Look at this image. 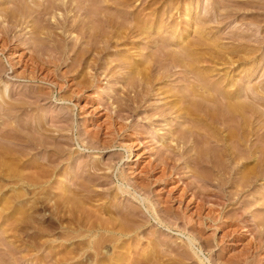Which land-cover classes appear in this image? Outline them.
Wrapping results in <instances>:
<instances>
[{"label":"bare ground","instance_id":"6f19581e","mask_svg":"<svg viewBox=\"0 0 264 264\" xmlns=\"http://www.w3.org/2000/svg\"><path fill=\"white\" fill-rule=\"evenodd\" d=\"M9 1L0 3V15L1 18L4 17L5 20L12 21L13 27L0 26V45L2 47L0 51L16 49L18 43L16 41V44L12 43V39L18 37L14 33L15 26L24 22L27 24L29 19L33 20V25L29 30L33 37H29V44L26 47L28 58L25 60L23 57L21 61L17 59L18 61L15 62L8 51L5 58L8 67L13 69V72L16 71L15 75L12 73L16 79L39 81L43 84L42 86L46 87L28 86L24 91L21 90L22 93H15L4 85L5 81H2L1 77L3 69L0 66V84L4 83L0 86V173L8 176L14 185L19 184L20 187L25 185L36 190V195H38L36 203L45 194L44 200L47 202L53 201L55 205L63 204L64 206L58 205V207H65L71 213H80V217L73 216V218H69V221L66 220L64 227L60 225V223H65L64 218L57 216L59 218L57 225L61 226L60 229H57L58 233L52 232L55 230L53 224V227H44L43 215L38 213L35 218V226L33 225L36 250L47 247L49 254L54 253L53 255L56 257L52 256L55 258L53 262L51 261L52 264H62L63 261L65 262L71 257L73 259L74 255L86 251L95 252L93 254L95 264H124L123 257L117 256V253L116 256L114 255V249L125 247L128 251L131 246L139 243L151 218H153L157 226L179 233H188L187 241L185 245L175 247L168 242L160 243L158 237L160 232L154 229L147 234L149 238L145 243L147 246L137 251L135 255L138 256H133V264L148 263L153 258L156 263L158 262L156 259L161 261L157 255L162 251L156 247V244L171 246L182 260L193 253L200 260H197V263L205 264L203 259L201 260V256L199 257L203 247L196 244L198 239L193 235L192 230L197 227L198 233L204 232V225L206 226L207 223L215 224L221 230L225 225L226 218L224 220V216L230 213L227 210V214H225V206L238 203L248 188H252L259 179H264V145L260 147L257 145L258 143L255 144L256 142L250 144L252 137H255L257 141H263L261 144L264 143V108H261L264 106V81L261 84H249L247 87L234 81L237 71L240 74L244 71L245 75L241 78L246 77L248 81L249 78L256 79L258 77L257 68L260 66V61L257 58L262 52L264 43L262 30L240 28L238 31L225 33L227 38L237 42L232 47L226 48L219 42L220 37L217 35L216 38L209 37L210 33L207 31L210 29H208L209 27L205 28L208 26V22L213 20L212 15L204 14L203 17L195 19V38L191 36L190 39V34H187L189 30L187 31L183 27V29L179 28L177 34H170V32V35H167L168 31L167 34L164 33L166 31L150 32L152 20L149 17L152 18L156 14L151 11L153 6L150 8L151 13L147 12L148 4V9L145 8V4H143L144 9L141 8V10L134 6L137 3L140 5L144 0H131L134 1V5L130 0ZM226 1L229 3L228 7L238 3L242 6L243 3L235 2V0ZM194 7L191 1L184 2L179 13L182 24L188 26L194 20L190 12ZM236 8L228 9L231 17L236 14ZM58 9L60 16L55 13L53 15L51 11ZM50 12L53 21L48 18ZM158 12L160 11L158 10ZM256 19L258 18L256 17ZM161 24L157 22L155 27L160 28ZM164 26V30L168 28L166 24ZM170 26H173V23H170ZM217 34L219 35V33ZM121 46L123 49L120 48ZM250 46L253 49H251L252 47L248 49ZM150 47L152 49H149L150 53H148L149 51L145 53L144 50ZM113 52L121 55L116 54L117 58L107 61L104 56ZM102 60H106V62ZM19 62L20 66H18ZM201 63L202 65H200ZM251 63L256 64L255 67H246ZM17 67L22 70L17 72ZM116 68L119 70L117 71ZM239 73L237 74L239 75ZM213 76H218L220 80H211ZM107 77L121 84L122 95L118 94V91L106 89V91L108 90L106 92L108 99H103L106 101L103 106L101 104L104 101L98 102L101 105L98 107H103V114H106L107 118L102 123L95 122V125L91 126L92 128L89 130L87 126V132L86 129L85 132L77 129L80 137L83 136V133L86 135L87 140L83 141L80 138L79 146L83 150L95 153L104 150L112 151L114 148L120 147L132 152L136 150L133 143L130 144V141L128 144L126 141L131 135L138 134L139 137V134H145L148 129L146 130V126L143 127L144 123H150V128L154 130L153 119L168 115V117L173 115L171 120L175 119V122L172 120L174 123L171 121V125H168L171 128L174 126V134L171 129L168 132L174 136L171 137V134L166 135V133L164 136L163 133V136L158 139L163 147L162 150L161 146L157 148L161 151L155 159V161L158 160L155 166L157 165L161 171L159 177H154L155 180L152 178L158 171L154 170L155 166L150 168V164L147 167L149 169L141 170L140 174H135V181L133 184H129L132 186L129 189L128 185L127 187L125 185V183H129L127 174L132 175L133 172L126 173L125 170L120 169L116 174V180L125 187L116 186L115 193H113L112 187L99 191L94 190V186L98 187L109 183L108 172H113L116 160H121L119 158L121 153L117 155L119 157H115L116 162L114 157L110 158L104 168L100 167L102 162L100 160L93 161L92 164L86 160L79 162L77 159V162L75 158L71 157L74 151L63 144L65 136H67L64 132L65 127L71 131V134L73 133L74 113L72 112L74 108L69 105L65 107V111H59L56 109L58 107L46 106L51 100L60 103H70L71 101L77 103L88 97L87 93H84L86 88L93 89L90 94L93 97H89L88 101L94 99L96 101L98 98L99 101H102L100 96L102 92L98 91V89L100 90L99 82L101 79L106 80ZM184 81L187 82L185 86H183ZM173 82H179L180 85H173ZM232 87L234 89H230ZM120 88L117 87V90ZM241 90H245V96L242 95V92L240 93ZM153 97L156 98L155 100H165V102L151 105L148 100ZM76 103L74 106H76L78 114L83 116L81 123L83 124L86 122L84 115L87 113L85 114L86 110L80 106L81 103L78 106ZM146 103L151 105L150 110L147 109L149 105ZM182 118L187 124L183 122L186 125L185 128L180 125V121H176V119ZM163 121L167 120L164 118ZM165 128L168 127L165 126ZM165 128L162 130L165 131ZM262 130L263 132L259 133ZM160 133L162 134V131ZM138 137L135 138V141L138 140L137 144L139 145L142 141H139ZM165 141H169V143L164 144ZM187 144H189L187 147L189 150L184 149ZM33 154H41L40 158L42 159L33 158ZM250 159L255 160L256 164L248 166ZM137 160L134 158L133 161ZM185 163L186 165L183 167L182 164ZM63 164L67 166L63 168ZM189 164H192L190 169ZM70 169L72 172L69 171ZM102 170L106 172L104 171V173ZM189 176L195 178L194 182L189 183L186 180V178L189 179ZM68 179L71 183L73 182L72 187L69 186L70 188L62 184ZM162 181L164 187H167V184H175V186L170 185L172 188L168 187L166 192H161L164 189L157 190V187ZM59 183L61 185L57 187ZM209 185L215 186L218 191L208 189ZM233 185L235 191L233 190L232 193L228 188ZM45 189H53L55 192L47 194L44 192ZM259 190L255 192V195L253 194V199L255 202L261 200V204L254 201L248 203L246 200L248 205L245 204L246 206L242 207L246 212L253 202L256 205H261L262 207L256 206L253 210L251 209L253 212L250 215L252 216L256 215L259 210L264 211V189ZM164 193L166 196L162 197L161 195ZM106 194L107 196L110 194V198L106 197ZM127 195L132 197V199L129 197L131 202L121 205L118 199ZM151 196L158 198V205L153 202ZM109 199L113 203L108 205ZM134 200L144 205L148 216L144 215L141 208L134 204L136 202ZM241 200L244 201V199ZM173 203H179L178 206H181L173 209ZM86 204L89 205L88 208H86ZM192 207L198 214L199 219L197 220L199 221L193 222L192 214L194 213H188V209ZM205 211L206 213H204ZM235 212L234 215L240 217V222L238 221L241 223L240 230L242 229L244 234H249L250 238L244 244L242 251L229 258L227 263L264 264V214H260L257 221L254 220L257 225L253 227L255 222H251L253 219L249 218V213L244 215L245 213H241L240 210ZM231 216L233 217V215ZM70 217L72 216L70 215ZM177 221L182 222V228H179ZM196 224L197 226H195ZM2 226L4 227L3 224ZM2 226H0V230L5 237L9 231ZM227 232L226 234L222 233L224 234L223 239L227 240L230 236L232 240L239 239V233L228 237ZM201 234L199 233L200 236ZM244 234L240 237L243 238ZM221 238L219 239L221 240ZM218 240L215 237L204 239L209 246H213ZM103 242L110 243L111 253H109L108 247H103ZM6 245L3 244L6 247L5 254L7 253V256L9 254V257L14 256L18 260L15 251L17 248L13 250L11 245H9L11 248L8 243ZM22 250L19 252L22 253ZM27 250L29 249L27 248ZM131 251L133 250L131 249ZM177 254H175L176 257ZM250 255L252 259H249ZM1 261L4 262L0 259V264H2ZM155 261L153 259L152 262ZM165 264L176 263L167 261Z\"/></svg>","mask_w":264,"mask_h":264},{"label":"rangeland","instance_id":"374dc122","mask_svg":"<svg viewBox=\"0 0 264 264\" xmlns=\"http://www.w3.org/2000/svg\"><path fill=\"white\" fill-rule=\"evenodd\" d=\"M1 2L0 3H2V2H4V1H6L7 2V0H0ZM9 1V0H8ZM12 2L14 1V0H11ZM131 1V0H130ZM185 1H191L192 3H193V5L196 7H194L193 9H191L190 10V12L192 13V19H194L192 22H190L189 23V25L187 26V25H185V24H182V22H181V19H180V17H179V13H180V10L183 8V4H184V2ZM216 1V2H215ZM226 0H144V1H142L141 2V4L140 5H138V3L136 4V5H134L133 4V2L134 1H131L132 2V4L134 5V6H137V7H139L138 9L139 10H141V8L142 9H144V7L146 8V9H148L147 10V12H149L150 11V8H151V11L153 12V13H156V14H154V16L151 18V17H149V19H151V20H149V21H151L150 22V26H151V29H149V31L150 32H162V31H166V32H164V33H166L167 34V31H168V34L167 35H170V34H177L178 33V31L180 30L179 28H184L185 30H189V33H187V34H190L189 36V38L191 39V36L193 37V38H195L194 37V34L196 35V33H194V29H195V26H196V24L194 23V21H195V19H197V17H200V16H204V14L206 15H212L211 17L213 18V20H214V18H215V20H214V22H213V20L212 21H210V22H208V26L206 27L205 26V28H208V29H210L209 31H207L208 33H210L209 35V37H213V38H216L215 36L217 35L218 37H220V39H219V42L221 43V45L223 46V47H226V48H230V47H232L233 46V44L234 43H237V42H235V41H233L232 39H230V38H227L226 37V35H225V33H228V32H231V31H238V30H240V28H242V29H244V30H248V29H251V30H256V29H258V30H262V33H264L263 32V25H264V0H235V2H240L241 1V3H242V6L241 5H238V4H236V5H233V6H229L228 7V1H226ZM10 2V1H9ZM145 2V3H144ZM147 2V3H146ZM164 2V3H163ZM171 2V3H170ZM208 2V3H207ZM214 2V3H213ZM255 2H257V3H255ZM260 2V3H259ZM216 3V5H214ZM143 4H145V6L143 5ZM149 5V7L147 8V6ZM170 4V5H169ZM7 5H10V4H7ZM218 5V6H217ZM221 5V6H220ZM171 7V8H170ZM200 7V8H199ZM236 8L235 10H237V12H236V14H234V15H232V17H231V15L228 13V11L230 10L229 8ZM242 7V8H241ZM160 8V9H159ZM238 8H239V10H238ZM131 9V8H130ZM137 9V10H138ZM160 11V12H158V10ZM169 10V12H168V10ZM219 9V10H218ZM229 9V10H228ZM242 9V10H241ZM259 9V10H258ZM155 12H154V11ZM213 10V11H212ZM227 10V11H226ZM151 11H150V13H151ZM165 11V12H164ZM167 11V12H166ZM224 11V12H223ZM52 12V14L54 15V13H55V15H57V16H60L59 14H58V12L60 13V10L58 9L57 11L56 10H53V11H51ZM51 12H50V16L49 15H46V16H49L48 18L50 19V20H54L53 18H52V14H51ZM61 12H63L62 10H61ZM162 12V13H161ZM158 13V14H157ZM159 13H161L160 15H159ZM172 13V14H171ZM229 15H228V14ZM259 13V14H258ZM169 14V15H168ZM225 14H227V15H225ZM257 14V15H256ZM159 15V16H158ZM225 15V16H224ZM256 15V16H255ZM156 16V17H155ZM161 16V17H160ZM218 16V17H217ZM220 16H221V18H220ZM262 16V17H261ZM2 16L0 15V26L1 27H3V26H12L13 27V24H12V21H9L8 19L7 20H5L4 19V17L3 18H1ZM51 17V18H50ZM225 17H227L226 19H225ZM231 17V18H230ZM253 17H255L254 19H255V21H253L254 19H253ZM256 17L258 18V19H256ZM47 18V17H46ZM160 18V19H159ZM216 18H218V20H216ZM249 18V19H248ZM252 18V19H251ZM156 19V20H155ZM175 19V20H174ZM224 19V20H223ZM260 19V20H259ZM30 20V21H29ZM28 20V22L29 23H27L26 24V22H24V23H20L19 25H17V26H15V28L16 29H14V33H15V35H17L18 37L17 38H13L12 39V43L13 42H17L18 44V46L16 47V49H14V50H10V51H8V49H6V51H0V66L2 67V69L5 71H3L2 70V72H1V77H2V81H5L4 83H2V84H4V85H6L9 89H11V90H13V91H15V93H22V91L21 90H23L24 91V89L26 88V87H28V86H34V88H36V87H41L43 84H41L39 81H28V80H23V79H16L15 77H14V75H15V73H16V71H14L13 72V69H11L10 67H8V64H7V62H6V58H5V55L6 54H8V53H10V55H12L11 57L13 58V60L16 62V61H18L19 59V61H21V59L24 57V59L26 58H28V53H27V46H28V41H29V37H31L33 34H31L30 33V28H31V25H33V20H31V19H29ZM220 20V21H219ZM248 20V21H247ZM256 20H258V21H256ZM9 21V22H8ZM166 21V22H165ZM172 21H174V22H172ZM157 22H159V23H162L161 24V26H160V28H156L155 26H156V23ZM168 23V24H167ZM170 23H173V26H170ZM178 25H176V24ZM210 23V24H209ZM215 23V24H214ZM251 23V24H250ZM258 23V24H257ZM166 24V26L168 27V28H165V30H164V25ZM160 25V24H159ZM158 25V26H159ZM169 25V26H168ZM207 25V24H206ZM164 26V27H163ZM181 26V27H180ZM187 28H186V27ZM215 26V27H214ZM263 28H262V27ZM163 27V28H162ZM69 28V27H68ZM67 28V29H68ZM182 28V29H183ZM213 28V29H212ZM262 28V29H261ZM153 29H155V30H153ZM193 29V30H192ZM241 29V30H242ZM159 30V31H158ZM191 30V31H190ZM207 30V29H206ZM67 31V30H66ZM69 31V30H68ZM70 32V31H69ZM171 32V33H170ZM170 33V34H169ZM212 33V34H211ZM215 33V34H214ZM217 33H219V35L217 34ZM224 34V35H223ZM33 37V36H32ZM23 40V41H22ZM27 40V41H26ZM170 40V39H169ZM16 42H15V44H16ZM22 44H21V43ZM1 43V42H0ZM20 43V44H19ZM27 43V44H26ZM149 44V43H148ZM226 45V46H225ZM252 46H250L248 49H250ZM121 49H123V47L121 46L120 47ZM0 49H2V47H1V45H0ZM152 50L151 49V47L150 48H147V50H144V52L145 53H147L148 51V53H150V50ZM251 49H253V47L251 48ZM7 51H8V53H7ZM11 51H13V52H11ZM22 51V52H21ZM113 51H115V50H113ZM120 53H121V51H119ZM15 53V54H14ZM23 53V54H22ZM27 53V54H26ZM120 53H118L117 54V52H113L112 54H106L105 56H104V58H106L107 59V61H108V59L109 60H111V59H114V58H117L118 56H120L121 54ZM14 54V55H13ZM116 54L118 55V56H116ZM120 54V55H119ZM19 55V56H18ZM112 55V56H111ZM114 55V56H113ZM21 56V57H20ZM111 56V57H110ZM208 56V55H207ZM103 58V59H104ZM18 59V60H17ZM25 59V60H26ZM257 59H259V61H260V66L257 68V70H258V77L255 79V78H249V81L246 79V77L245 78H241V77H243L244 75H245V73H244V71L240 74L238 71L234 74L235 75V78H234V81H235V83H240V85H244L245 87H247V86H249V84L250 85H255L256 83H259V84H261V82H263L264 81V43H263V47H262V52H260V55L258 56V58ZM103 62H106V60H102ZM258 61V60H257ZM21 65V63L19 62V64H18V66H20ZM200 65H202V63L200 64ZM254 65H256V64H254V63H251V64H249L248 66H246V67H255ZM4 66V67H3ZM18 69H17V72H20L21 70H22V68H19V67H17ZM249 68V69H250ZM117 69V71L119 70V68H116ZM115 69V70H116ZM122 71H124V70H122ZM122 71H120V72H122ZM126 71V70H125ZM14 75H13V74ZM123 74H124V72H122ZM237 73H239V75L237 74ZM237 77V78H236ZM215 78V79H214ZM248 78V77H247ZM5 79V80H4ZM216 79H219L220 80V78L218 77V76H213V79L211 78V80H213V81H216ZM113 81V79L112 78H106V80L105 79H101V81L99 82V87L98 88H100V90L98 89V91H100V92H102V94L100 95L101 96V100L102 101H99L100 99L98 98L96 101H95V99L94 100H91V101H88V98L89 97H93V95H91L90 96V94H91V91L93 90H90V88H86L85 89V91H84V93L86 94V95H88V97L87 98H84V99H81V101H78L77 103H76V101H71L70 103H64V102H62V103H60V102H57V101H55V100H51V102H49V103H47V105L46 106H51V107H53V106H55V107H58V108H56L57 110H59V111H65L66 110V108L65 107H67V106H69L70 105V107H73L74 109H73V112L72 113H74V129H73V133L71 134V131L70 130H68V128H66L65 127V129H64V132H65V134L67 135V136H65V141H64V145L67 147V148H69V149H71V151H74V152H72V153H74L73 155H71V157H73V158H75L76 159V161L78 162V160H79V162H81V161H87V162H91V164H92V162L94 161H96V160H100V167L101 168H104V167H106L107 165L106 164H108L109 163V159L111 158L112 159V157H114V161L116 160V158L115 157H119V158H121V160L120 159H117L115 162H116V165H115V168H114V170H113V172H111V173H109L108 172V174H109V176H108V181H109V183H107V184H105V185H102V186H94V190L96 189V190H104V189H106V188H108V187H112L113 188V193H115L114 191L116 190V186H119V185H121L122 186V184H120V182H118L117 180H116V174H118V172L120 171V169L121 170H125L126 171V173H129L128 171H130V172H133V174L131 175V174H127V175H129L128 176V181H129V183H125V185H126V187H127V185H128V188L129 189H131V185H129V184H133L134 183V181H135V174L137 175V174H140L139 173V171H141V170H144V169H149V168H147V167H149L148 165H150V168H154V166H155V164H157V161L158 160H156L155 161V159H157L156 158V156L158 157L159 155H160V151L163 149V147H162V145H161V142H158V139H159V137H161V136H163V133H164V136H165V133H166V135L167 134H171V133H168V132H170V129H171V131L173 132V129H174V126L171 128V127H169L170 125H171V123L174 121L175 122V119L172 121L170 118H172L173 117V115H172V117H168V116H166V117H158V118H155L156 120H154L153 118V120L152 121H154V123H152L153 125V127H155L154 128V130L152 129V128H150V123H148V122H146V123H144V128H145V126H146V133L144 134V133H141V134H139V137H138V134L135 136H132L131 135V137L126 141L128 144L130 143V141H131V143L130 144H132L133 145V147L136 149V150H133L132 152H129V151H127V150H125V149H122V148H120V147H116V148H114V150H112V151H109V150H104V151H100V152H89L88 153V151H85V150H83L82 149V147H80L79 145L81 144V140H80V138L84 141V139H86V135H84L85 133H83V136H79V133L77 132V129H80V130H83V132H85V129H86V127H87V129L89 130V129H91L95 124V122H100V123H102V121H104L107 117H106V114H103V107H98V106H103V104L106 102L105 100H107L108 99V95L106 94V92L109 90V91H111V90H114V91H118L117 93L118 94H120V95H122V87L120 88V86H121V84H119V82H117L116 83V81ZM219 80H217V81H219ZM239 80V81H238ZM246 80V81H245ZM64 81V80H63ZM182 82V81H181ZM7 83V84H6ZM69 83H71V82H69ZM72 83H74V82H72ZM111 83V84H110ZM183 83H185V81L183 82ZM183 83H181V84H183ZM2 84H0V86H2ZM110 84V85H109ZM180 85V83L178 82H173V85ZM9 85V86H8ZM185 85H187V82L183 85V86H185ZM258 85V84H257ZM42 87H46L45 85L44 86H42ZM102 87V88H101ZM117 87L118 88H120V89H118L117 90ZM114 88H116V89H114ZM102 89V90H101ZM105 89V90H104ZM106 89H108L107 91H106ZM230 89H234L233 87L232 88H230ZM104 91V92H103ZM242 92V95L243 96H245V94L244 93H246L245 92V90H241L240 91V93ZM106 95H105V94ZM105 96H104V95ZM242 98H244V97H242ZM103 99H105V100H103ZM156 98H151L150 100H148V103L149 104H151V105H154V103L155 104H158V103H164L165 102V100L163 101V100H161V101H158V100H155ZM85 101V102H84ZM104 101V102H103ZM155 101H157V102H155ZM163 101V102H162ZM73 102V103H72ZM87 102V103H86ZM89 102V103H88ZM100 102H103L101 105L99 104ZM56 103V104H55ZM75 103H76V105L78 106L80 103H81V107L82 108H84L85 110H86V112H85V114L87 113L88 114V112H90L88 115L86 114V115H84V118H86V122H84L83 124H81L82 122H83V116L82 115H80V114H78V110H77V108H76V106H74L75 105ZM115 103V102H114ZM82 104H84V105H82ZM89 104H93L92 106L90 105L89 106ZM95 104V105H94ZM99 104V105H98ZM149 104H147L146 103V105H149ZM106 105V104H105ZM115 105V104H114ZM113 105V106H114ZM151 105H149L148 107H147V109L148 110H150V108H151ZM64 106V107H63ZM97 107V109H95L96 107ZM62 107V108H61ZM86 107V108H85ZM92 108L94 109L93 111H92ZM262 109L264 108V106L263 107H261ZM65 109V110H64ZM90 109V110H89ZM102 111V112H100V111ZM264 110V109H263ZM70 111V110H69ZM93 113H92V112ZM100 112V113H99ZM92 113V114H91ZM93 115H95V116H93ZM98 117H97V116ZM105 115V116H104ZM90 117V118H89ZM92 117V118H91ZM98 118V119H97ZM165 118L167 121H163V119ZM90 119V120H89ZM96 119H97V121H96ZM93 120V121H92ZM101 120V121H100ZM169 120H170V123H169ZM183 120V118L182 119H176V121H180V125H182V127H184V126H186L187 124H186V121H182ZM172 121V122H171ZM98 122V123H99ZM166 122V123H165ZM173 122V123H174ZM186 124H184V123ZM158 123V124H157ZM61 124H63V123H61ZM64 124H66V123H64ZM81 124V125H80ZM184 124V125H183ZM167 126L168 128L166 129L165 128V126ZM169 125V126H168ZM92 126V127H91ZM163 126V127H162ZM78 127V128H77ZM85 127V128H84ZM161 128V129H160ZM162 128H165V131H163L162 130ZM181 128V127H180ZM185 128V127H184ZM86 129V132L88 131ZM139 129V128H138ZM156 129V130H155ZM169 129V130H168ZM182 129V128H181ZM205 129V128H204ZM168 130V131H167ZM158 131H162V134L160 133V132H158ZM80 132H82V131H80ZM174 132H175V130H174ZM174 132H173V134H174ZM261 132H263V130L262 131H260L259 133H261ZM203 133V132H202ZM161 134V135H160ZM173 134H171L170 136L171 137H173L174 135ZM160 135V136H159ZM141 136V137H140ZM170 136L168 135V138H170ZM136 137H138V139H139V141L141 140L142 142L138 145L137 143H138V140H136L135 141V138ZM167 137V136H166ZM172 139V138H171ZM252 139V143L250 142V144H254L255 142V144H257V145H260V147H262L263 145H264V143L263 144H261V142H263V141H257L256 139H255V137H252L251 138ZM87 140V139H86ZM85 140V141H86ZM160 141V140H159ZM66 142V143H65ZM260 142V143H259ZM168 144L169 143V141H165L164 142V144ZM188 145L189 144H187V146L185 147L184 146V149H187V150H189V148H187L188 147ZM159 146V147H158ZM160 146H161V148H160ZM157 148H160L161 150H159V149H157ZM119 153H121V154H119ZM97 156H96V155ZM119 154V156H117ZM157 154H159V155H157ZM40 155L41 154H33V158L34 157H38V158H40ZM77 155V156H76ZM81 155V156H80ZM122 155V156H121ZM135 155H137V156H135ZM42 157V156H41ZM100 157V158H99ZM134 158H137L138 160L137 161H133L134 160ZM40 159H42V158H40ZM78 159V160H77ZM119 160V161H118ZM106 162H108V163H106ZM115 162H113V163H115ZM106 163V164H105ZM256 164V161L255 160H253V159H250L249 160V163H248V166H253V165H255ZM62 165V164H61ZM65 165V166H64ZM186 165V163L185 164H182V166L184 167ZM192 165V164H191ZM190 164H189V169L191 168L190 166H191ZM67 165L66 164H63V168H65ZM157 166V165H156ZM155 166V168H154V170H156V171H158L154 176H152V178L155 180V178H158L159 177V175H160V168H158V166L156 167ZM72 170H73V168H71ZM69 170V171H71L72 172V170ZM183 170L182 171H184V168H182ZM21 170V169H20ZM23 170V169H22ZM134 170H135V172H134ZM103 172L105 171V170H102ZM106 172V171H105ZM104 172V173H105ZM102 175H103V173H102ZM157 176V177H156ZM175 176H177V175H175ZM131 177H133V179H131ZM155 177V178H154ZM194 177L192 176H189V179L188 178H186V180H188L189 181V183H191V182H194ZM68 181V182H67ZM66 182H63L62 184L63 185H66L68 188H70L69 186H71V185H73V182L71 183V181L68 179ZM127 181V182H128ZM187 181V182H188ZM0 185H2V186H0V208L2 209L1 211H0V226H2V224L4 225V227H5V229H7L8 231H9V233L7 232L6 233V235H5V237H4V235H2V232H1V230H0V235L2 236H0V259L1 260H4V262L3 261H1L2 262V264L4 263V264H9V263H11V264H52L51 263V261L53 262L54 260H55V258L54 257H56V256H54L53 254L54 253H52V255H51V253L49 254L48 252H49V250L47 249V247L46 248H40L39 250H36L37 248H35L36 247V240H35V233H34V229H33V227L35 226V218H36V215L38 214V213H40V214H42L43 215V219H44V223H43V225H44V227H48V226H51V227H53V225H54V228L53 229H55L54 231H52L53 233L54 232H56V233H58V231L59 230H57V229H60V227L62 226V227H64V226H66V220H70L69 218H73V216H78V217H80L79 216V214H77L76 212L75 213H71V212H68L67 211V209L65 210L63 207H60V206H64L63 204L61 205V204H56L55 205V203L53 202V201H51V202H47L46 200H44V197L46 196L45 194L43 195V196H41L42 198L41 199H39L38 200V203L40 202V204H38V203H36V198H38L37 196L38 195H36L37 193H36V190H34V189H32V187H27V186H19V184H15L14 185V183H13V181L8 177V176H6L5 174H1L0 173ZM13 184H12V183ZM66 183V184H65ZM70 184V185H69ZM61 184L59 183V185L57 186V187H59ZM156 185H158V184H156ZM155 185V186H156ZM168 185V186H167ZM166 186L167 187H164V182L162 181V182H160L159 183V186L157 187V190H159V189H164V190H162L161 192H163V191H165L166 192V189L169 187H171V186H175V184H167ZM171 185V186H170ZM163 186V187H162ZM255 186V187H254ZM252 188H248L247 189V191H245L243 194V196L240 198V200L238 201V203L236 202L235 204L234 203H232V204H228L227 206H225V208H224V212H225V214H227L226 213V211L228 210V212H230L229 214H227V215H225L224 216V220H225V218H226V220L224 221L225 222V225H224V227L220 230V229H218L216 226H215V224H210V223H207V224H209V225H207L206 224V226L204 225V227H205V229H204V232H202V231H200L199 233L201 234V236L199 235V233H198V229H197V227H195V229H193L192 231V233H193V235L196 237V239H198L197 240V242H196V244L197 245H199V247H203L202 248V253H199V257L201 258V260L203 259V261H204V263L205 264H228L227 263V261H228V259L229 258H231V257H233V256H235V254L237 255V253H240V251H242V249H243V246H245L244 244H246L247 242H248V240H249V234H244V231L241 229L240 230V225H241V223H239L240 222V217H237V216H235L234 214L236 213L235 211H239L240 210V212L241 213H245L244 215H246V214H248L249 213V215H250V213L252 214V212L253 211H251V209L253 210L254 208H256V206H258V208L259 207H262L261 205H259V204H255V203H257L259 200H257V202H255L254 201V195H255V192H257V191H260L259 189H264V179H259L257 182H256V184L254 185ZM72 187V186H71ZM105 187V188H104ZM122 187H125L124 185L122 186ZM115 188V189H114ZM172 188V187H171ZM211 189V190H213V191H218V189L215 187V186H213V185H209L208 186V189ZM93 189V188H92ZM254 189V190H253ZM50 190V191H49ZM228 190H231V192L233 193L234 191H235V186L233 185V186H230L229 188H228ZM234 190V191H233ZM10 191H11V193H10ZM48 191V192H47ZM21 192V193H20ZM44 192L45 193H50L51 192V194L52 193H54L55 191L53 190V189H45L44 190ZM69 192V191H68ZM10 193V194H9ZM8 194V195H7ZM69 194H71L70 192H69ZM254 194V195H253ZM36 195V196H35ZM152 195V194H151ZM24 196V197H23ZM106 197H108V198H110V194H108V196H107V194L105 195ZM162 197H165L166 196V193H164V194H162L161 195ZM245 196V197H244ZM251 196V197H250ZM8 197V198H7ZM40 197V196H39ZM129 197H131V196H122L121 198H119L117 201L122 205L123 203H128V202H131V200H130V198ZM250 197V198H249ZM6 198V199H5ZM107 198V199H108ZM131 199H132V197H131ZM151 199L153 200V202L156 204V205H158L159 203H158V198L156 197V196H151ZM241 199H244V201H245V203H243L244 201L243 200H241ZM252 199V200H251ZM246 200L248 201V203H250V202H252V201H254L253 203H254V205H253V203L252 204H250L251 205V207H248L247 209H246V212H245V210H244V208H242L245 204H247L246 203ZM109 203H108V205L109 204H111V203H113V201H111V199H109ZM134 201H136V200H134ZM250 201V202H249ZM7 202V203H6ZM43 202V203H42ZM5 203V204H4ZM48 203H49V205H48ZM51 203V204H50ZM258 203H260L261 204V200H260V202H258ZM54 204V205H53ZM134 204L135 205H137V206H139L140 208H141V210L143 211V213H144V215H149L148 214V212L145 210V207H144V205L143 204H141L140 202L138 203V201H136V202H134ZM174 205H172V206H174V208L173 209H176V207L178 206V204L179 203H173ZM7 205V206H6ZM39 205V206H38ZM51 205V206H50ZM58 205H60L59 207H58ZM120 205V206H121ZM161 205V204H160ZM159 205V207H161ZM248 205V204H247ZM253 205V206H252ZM55 206V207H54ZM87 206V207H86ZM86 208H88V206L89 205H87L86 204ZM181 205H179L178 207H180ZM246 206V205H245ZM244 206V207H245ZM58 207V208H57ZM54 208V209H53ZM144 208V209H143ZM193 209V210H192ZM235 209V210H234ZM58 210V211H57ZM242 210H243V212H242ZM56 213H55V212ZM234 211V212H233ZM260 211V212H259ZM257 213H256V215H250V219L252 218L253 220L251 221V222H253L254 220H256L257 221V219L262 215V214H264L263 212L264 211H261V210H259ZM49 214H48V213ZM191 212L192 213H194V214H192L193 215V219H194V221L193 222H195L197 219H199L198 218V214L195 212V209L192 207V208H189L188 209V213H190L191 214ZM59 213V214H58ZM62 213V214H61ZM71 213V214H70ZM204 213H206V211L204 212ZM259 213V214H258ZM57 214V215H56ZM64 214V215H63ZM73 214V215H72ZM74 214H76V215H74ZM261 214V215H260ZM15 215V216H14ZM70 215L72 216V217H70ZM189 215V214H188ZM231 215H233V217L231 216ZM17 216V217H16ZM51 216V217H50ZM60 218H64V220L63 221H65V223L63 222L62 224L60 223V225L61 226H59V225H57V224H59L58 223V217ZM5 217V218H4ZM256 219H255V218ZM231 218V219H230ZM237 218V219H236ZM50 219V220H49ZM9 220V221H8ZM54 220H56V221H54ZM155 219H153V218H151V221H150V223H149V225L147 226V228H146V232L143 234V236L140 238V240H139V243H137V244H134L133 246H131L129 249H128V251H126L127 249H125V247H122L121 249H114L115 251H114V255L116 256V253H117V256H120V257H123V259L125 260V261H123V263L125 262L126 264H133L132 262H133V259L132 258H134L133 256H138V255H135V254H137V251H139V249L141 248H145L147 245L145 244L146 242H147V240L149 239L148 238V233L150 232V231H152V230H157V231H159L160 233H159V235H158V237L160 238V243L161 242H168V243H171L172 245H174V247L175 246H177V245H185V242L187 241V234L188 233H179V232H176V231H172V230H169V229H166V228H163V227H160V226H157V225H155V223H156V221H154ZM17 221V222H16ZM197 221H199V220H197ZM239 221V222H238ZM178 222V225H179V228H182L183 227V225H182V222H180V221H177ZM238 222V223H237ZM255 222V221H254ZM253 222V223H254ZM253 223H252V225H253ZM14 224V225H13ZM53 224V225H52ZM65 224V225H64ZM34 225V226H33ZM56 225H57V227L59 226V228H57L56 227ZM211 225V226H210ZM257 225V223L255 222V225H253V227L254 226H256ZM195 226H197V224L195 225ZM3 227V226H2ZM3 227V228H4ZM51 227H50V229H51ZM56 227V228H55ZM239 227V228H238ZM9 228V229H8ZM12 228V229H11ZM14 228V229H13ZM233 228V229H232ZM52 229V230H53ZM235 232H234V231ZM238 230V231H237ZM240 230V231H239ZM195 231V232H194ZM228 231V232H227ZM231 231V232H230ZM242 231H243V233H242ZM226 232L228 233L227 235H228V237H229V235H234L235 233L237 234V233H239V235L242 237V235L244 234V236H243V238H241L239 235V239H234V240H232L231 239V236L229 237V239H227L226 240V238H224L223 239V235L224 234H226ZM233 232V233H232ZM222 233H224V234H222ZM230 233V234H229ZM242 233V234H241ZM9 234V235H8ZM235 234V235H236ZM34 236V237H33ZM245 236H246V238H245ZM17 237V238H16ZM211 238V237H215L217 240L219 239V238H221V240L219 241V243H218V241H216L215 242V244L213 245V246H209V245H207V243H206V241H204V239L205 238ZM10 238V239H9ZM33 239V240H32ZM3 240V241H2ZM130 240V239H129ZM247 240V241H246ZM34 242V243H32V242ZM222 241V242H221ZM225 241V242H224ZM239 241V242H238ZM6 242V243H5ZM227 242H229V243H227ZM245 242V243H244ZM8 243V246L9 245H11L12 246V248H11V246H9L11 249H16L15 251L17 252V255L18 256H21V257H18L17 255V258H18V260L13 256V257H9V254H8V256H7V253L5 254V246H7L6 244ZM19 243V244H18ZM217 243H218V245H217ZM3 244L5 245V246H3ZM33 244V245H32ZM108 244H109V246H108ZM223 244V245H222ZM102 245H103V247H108V251H109V253H111V248H110V243L109 242H103L102 243ZM136 245H137V247H136ZM145 245V246H144ZM159 245H161V246H159ZM196 245V246H197ZM2 246V247H1ZM35 246V247H34ZM22 247V248H21ZM30 247V248H29ZM136 247V249H134ZM156 247L159 249V250H161L160 252H161V254H158L157 256H159L160 257V259H161V261L159 260V259H156V260H158V264H165L167 261H169V262H172V263H179V264H200V262H198L197 263V260H198V258H196V256L192 253L191 255H187L186 257H184L183 258V260L182 259H180V256L177 254V251L175 250V249H173V248H171V246H167V245H165V244H156ZM164 247V249L162 250V248ZM166 247H168V248H166ZM27 248L29 249V250H27ZM35 248V249H34ZM124 248V249H123ZM197 248H198V246H197ZM23 249V250H22ZM131 249L133 250V251H131ZM166 249H168L169 251H167ZM241 249V250H240ZM1 250H3V251H1ZM18 250V251H17ZM19 250H22V253L21 252H19ZM136 250V251H135ZM113 251V250H112ZM140 251H142V250H140ZM18 252H19V254H18ZM93 251H90V252H88V251H86V252H81V253H78V254H76V255H74V257H73V259H72V257L70 258V259H68L67 261H63V263L62 264H95L94 263V258L93 257H95L93 254L95 253V252H93ZM118 252H119V254H118ZM165 252V253H164ZM170 252V253H169ZM1 253H3V254H1ZM123 253V254H122ZM173 253H175V254H177V257H176V255L175 254H173ZM25 254V255H24ZM46 254H48V255H46ZM125 254V255H124ZM229 255V256H228ZM22 256H24V257H22ZM52 256H54V257H52ZM58 256V255H57ZM174 256H175V258H174ZM76 257V258H75ZM124 257H126V258H124ZM250 257H252L251 255L249 256V259H252V258H250ZM20 258V259H19ZM80 258V259H79ZM52 259V260H51ZM76 259V260H75ZM132 259V260H131ZM154 259V261H155V258H153ZM153 259H151L152 261H153ZM171 261H170V260ZM41 260H42V262H41ZM92 260V261H91ZM151 260H149V261H151ZM69 261V262H68ZM130 261V262H129ZM148 262L149 264H157L156 263V261L155 262ZM160 261V262H159ZM198 261H200V260H198ZM48 262V263H47ZM225 262V263H224ZM124 263V264H125ZM147 262H145V263H143V262H141L140 264H148Z\"/></svg>","mask_w":264,"mask_h":264}]
</instances>
